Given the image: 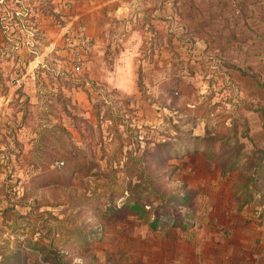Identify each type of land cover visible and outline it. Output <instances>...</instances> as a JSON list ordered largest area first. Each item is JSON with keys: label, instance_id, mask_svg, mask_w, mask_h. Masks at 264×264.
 <instances>
[{"label": "rangeland", "instance_id": "374dc122", "mask_svg": "<svg viewBox=\"0 0 264 264\" xmlns=\"http://www.w3.org/2000/svg\"><path fill=\"white\" fill-rule=\"evenodd\" d=\"M70 1L22 5L40 7L60 24L54 4ZM4 5L17 4L0 2V71L14 78L29 69L38 86L29 105L21 101L25 125L2 127L9 139L0 152V254L21 252L19 264H33L29 253L44 250L65 253L70 264H101V257L128 263L129 255L116 247L132 231L163 232L174 213L188 215L187 221L202 213L198 188L233 151L241 156L233 176L243 204L259 194L252 169L262 151L246 140L248 122L256 124L257 117L264 127V114L238 105L240 95L228 93L229 82L211 63L199 74L192 66L183 78L152 79L145 57L136 68L135 91L121 92L114 88L118 79H90L86 67L73 72L76 49L69 40L78 30L21 27L15 15L8 19ZM25 55L32 63L16 62ZM205 135L214 137L213 159L195 150ZM129 157L142 158V166ZM135 197L147 212L141 217L128 209ZM153 217L163 230L150 228Z\"/></svg>", "mask_w": 264, "mask_h": 264}, {"label": "crops", "instance_id": "0c3cea01", "mask_svg": "<svg viewBox=\"0 0 264 264\" xmlns=\"http://www.w3.org/2000/svg\"><path fill=\"white\" fill-rule=\"evenodd\" d=\"M5 2L17 4L3 9H9L8 19L15 15L21 27L80 28L91 42L86 57L90 79H118L114 88L133 92L136 68L145 57L147 78L152 79L174 74L183 78L192 66L199 74L209 62L229 82L228 93L240 95L238 105L264 114V0H72L63 7L54 4L62 25L43 15L40 7L22 5L23 0ZM32 61L26 55L16 59L23 66ZM36 86L29 69L14 78L0 71V152L9 139L2 127L25 125L21 101L29 105ZM252 122L256 124L248 122L246 141L259 147L264 159V127L257 117ZM237 173L217 168L200 185L204 206L193 221L163 232L132 231L129 241L116 247L129 255V262L122 264H264V198L256 200L259 194L264 197V180L256 186L259 194L243 204L234 193ZM99 260L110 264L106 257Z\"/></svg>", "mask_w": 264, "mask_h": 264}, {"label": "trees", "instance_id": "16d2710c", "mask_svg": "<svg viewBox=\"0 0 264 264\" xmlns=\"http://www.w3.org/2000/svg\"><path fill=\"white\" fill-rule=\"evenodd\" d=\"M54 17H58V15L52 13ZM61 24V22H60ZM2 32L4 33L3 29ZM234 124V123H233ZM233 126V125H232ZM230 132L232 133L233 136H236L237 130L235 126L230 129ZM241 134V132H240ZM214 137H210L209 135H205V137L199 138L197 140V146H196V151L202 152V154L207 155V160L213 159V156L216 154L215 152V143L213 142ZM217 139V138H215ZM239 143L236 141V138L234 137V146L238 148ZM130 161L132 160L134 164L137 165L136 168H140L142 166V158L140 157H129L128 158ZM241 156L237 157L236 153L233 151L231 154H229V157L227 159H224V161L220 162V168L222 169L223 173H229L237 170L239 172L240 167H239V162H240ZM264 160L262 157L259 158L258 162L256 163L252 169V176L255 177V180H253V184H257L259 180H264ZM255 189V188H254ZM253 189V190H254ZM256 191V190H255ZM234 193H236L238 196H240L236 190L234 189ZM256 193V192H255ZM159 197H162L159 195ZM183 201L188 200V196L184 195L182 197ZM128 209L132 213H137L139 217L145 215L147 212L144 211L142 206L140 205L139 198L135 197L132 199L131 205L128 207ZM188 215H179L178 213H174V216H172V219L169 222V226L174 227L177 225H182V222H184L188 217ZM180 221V222H178ZM149 226L152 230H163L164 228H160L158 225V218L153 217L151 222H149ZM166 230V229H165ZM30 255L34 256L35 261L33 264H42L41 262L45 261L47 264H70V262L64 258L65 253H60V251L56 250H50V251H40V252H35L31 251L29 253ZM40 255V261H38L36 258ZM21 252H12L8 254H0V264H19V258L21 256Z\"/></svg>", "mask_w": 264, "mask_h": 264}, {"label": "built area", "instance_id": "2783aa9c", "mask_svg": "<svg viewBox=\"0 0 264 264\" xmlns=\"http://www.w3.org/2000/svg\"><path fill=\"white\" fill-rule=\"evenodd\" d=\"M69 46L74 47V64L72 70L76 74H80L86 67V60L84 54L90 52L91 42L83 34L82 30L78 28V31L69 40Z\"/></svg>", "mask_w": 264, "mask_h": 264}]
</instances>
